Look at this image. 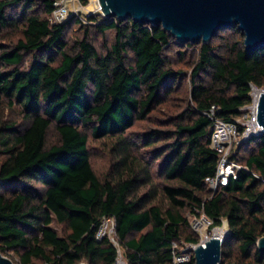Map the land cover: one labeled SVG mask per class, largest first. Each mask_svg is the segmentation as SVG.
Here are the masks:
<instances>
[{"label":"trees","instance_id":"obj_1","mask_svg":"<svg viewBox=\"0 0 264 264\" xmlns=\"http://www.w3.org/2000/svg\"><path fill=\"white\" fill-rule=\"evenodd\" d=\"M59 1L0 0V253L16 264H116L117 248L96 239L102 220L113 218L126 264H173L174 243L199 241L188 216L203 214L209 230L227 221L221 264H264L256 249L264 236V134L232 156L247 171L215 192L205 183L218 161L214 123L240 116L250 85L264 88V47L246 52L237 27L188 54L191 43L130 19L51 24ZM72 25L81 36H68ZM109 32L111 43L98 49L92 36ZM173 51L178 61L189 55L191 72L173 66ZM186 78L184 108L130 140L128 131L181 94ZM89 136L109 144L103 176L91 165ZM142 148L154 151L143 157Z\"/></svg>","mask_w":264,"mask_h":264},{"label":"water","instance_id":"obj_2","mask_svg":"<svg viewBox=\"0 0 264 264\" xmlns=\"http://www.w3.org/2000/svg\"><path fill=\"white\" fill-rule=\"evenodd\" d=\"M105 20H132L161 26L178 44H208L216 33L237 27L246 52L264 47V0H97ZM257 122L264 129V92L257 106ZM222 237H210L193 253L195 264H221ZM264 255V236L256 242ZM0 264L13 262L0 253ZM86 264V263H80Z\"/></svg>","mask_w":264,"mask_h":264},{"label":"rangeland","instance_id":"obj_3","mask_svg":"<svg viewBox=\"0 0 264 264\" xmlns=\"http://www.w3.org/2000/svg\"><path fill=\"white\" fill-rule=\"evenodd\" d=\"M90 4H91V0H87V4L85 6L81 5L79 0H67L66 5L68 9V18L66 21L74 17L75 19L80 20L84 27L94 26V23L89 21V18L92 16H101V15H100V12H89L87 8L90 6ZM80 31H81V28L79 26L72 25L70 29L68 30V36H70L71 38L81 36ZM11 38L16 40L18 38V34L15 33L11 35ZM111 38H112V34L109 32L106 34L105 38H103L100 35H93L92 41L98 49H102L104 42H105L104 40H106V44H108V43H111ZM196 44L197 43L192 44V48H190L189 50L185 52H187L188 54H191ZM171 56H172L171 61L173 63V66L176 69H182L185 71L186 74H188V72H191L190 70L191 63H189L190 62L189 60L191 59H188L189 55H187L185 59H183L182 61L177 60V57L174 51L172 52ZM187 82H188V79L186 78L182 81V84H181V87H182L181 90L184 91V93H182L181 91V94L168 99L167 102L162 106V108L154 112V114L151 115L146 121L136 123L134 127L128 131L127 133L128 138H130V140L134 142L135 141L139 142L143 134L154 133L157 129L161 128L164 120H167L170 116L178 114V112L181 111L185 106V102H186L185 101V98H186L185 90H187ZM6 114H8L7 117L10 118L11 120H18L17 119L18 116L16 114H13V113L9 114L8 112H6ZM56 139L57 137H56L55 131L53 129L50 130L48 132L47 141L50 143H54ZM88 149L90 152L91 165L95 173L98 176L105 175L107 173V170L111 162L109 144L106 143V141H94L89 136ZM153 151L154 149L142 148L140 152L143 153V157H147V156H150ZM188 222L190 224L191 230L198 236L199 239H202L205 236L211 237L214 231L219 230V229L223 230V234L225 235L226 230H228L227 221L225 219L222 220V226L214 230L213 229L209 230V228L207 227V222L198 217H193L189 215ZM196 224L198 225L195 227ZM50 227L54 231H56L59 236L63 235L64 233L63 226L58 224L55 220H53ZM107 238L117 248V251H118L117 260L120 259L122 261V264H126V261L123 257V250L120 248L118 242L116 241L114 230L107 236ZM11 261H13V264H16L15 259ZM83 263H86V262H83Z\"/></svg>","mask_w":264,"mask_h":264},{"label":"built area","instance_id":"obj_4","mask_svg":"<svg viewBox=\"0 0 264 264\" xmlns=\"http://www.w3.org/2000/svg\"><path fill=\"white\" fill-rule=\"evenodd\" d=\"M67 0L59 1L54 4L55 10L48 18L51 24H63L68 18ZM264 88L259 89L250 85L249 103L240 108V116L232 122L216 121L210 137V148L217 154L218 161L216 174L214 177L206 178L205 183L209 191L215 192L220 186L226 185L230 177L236 178L240 171H247L246 167L239 165L232 159L235 150L242 144L248 142L251 138L264 134V129L257 122V106L260 94ZM215 108L212 107L210 114L213 116ZM0 179V184H1ZM197 217V216H193ZM198 218L207 222L209 228L212 222L203 214ZM198 224L195 225V227ZM115 227L113 218H104L96 231V239L101 240L107 237ZM220 228V227H219ZM217 229V228H215ZM214 230V229H213ZM228 230H226V233ZM229 234V233H228ZM214 236V233L213 235ZM211 236V237H212ZM210 237L205 236L199 239L197 244L180 243L173 244L177 250L173 254V264H182L188 262L193 257L194 250L198 246H203Z\"/></svg>","mask_w":264,"mask_h":264},{"label":"bare ground","instance_id":"obj_5","mask_svg":"<svg viewBox=\"0 0 264 264\" xmlns=\"http://www.w3.org/2000/svg\"><path fill=\"white\" fill-rule=\"evenodd\" d=\"M89 12H100V7L97 0H91L90 6L87 8ZM226 234V233H225ZM224 236L223 230L214 231V237L222 238ZM116 264H122L120 259L117 260Z\"/></svg>","mask_w":264,"mask_h":264}]
</instances>
